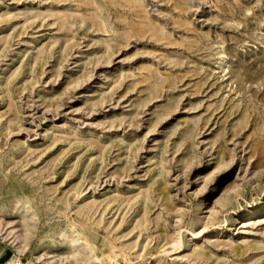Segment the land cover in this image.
Returning <instances> with one entry per match:
<instances>
[{
    "label": "rangeland",
    "instance_id": "obj_1",
    "mask_svg": "<svg viewBox=\"0 0 264 264\" xmlns=\"http://www.w3.org/2000/svg\"><path fill=\"white\" fill-rule=\"evenodd\" d=\"M119 251L264 264V0H0V262Z\"/></svg>",
    "mask_w": 264,
    "mask_h": 264
},
{
    "label": "bare ground",
    "instance_id": "obj_2",
    "mask_svg": "<svg viewBox=\"0 0 264 264\" xmlns=\"http://www.w3.org/2000/svg\"><path fill=\"white\" fill-rule=\"evenodd\" d=\"M120 252V251H119ZM118 253V252H117ZM115 256V255H114ZM119 257V259H117ZM116 258V257H114ZM117 258L115 259L114 263L112 264H132L130 262H128V258L126 257V255H124L123 253L120 252L119 255H117ZM122 263H121V262ZM97 262L98 264H104L101 259L97 258ZM120 262V263H119ZM9 264H20L18 260L14 261V262H11Z\"/></svg>",
    "mask_w": 264,
    "mask_h": 264
},
{
    "label": "crops",
    "instance_id": "obj_3",
    "mask_svg": "<svg viewBox=\"0 0 264 264\" xmlns=\"http://www.w3.org/2000/svg\"><path fill=\"white\" fill-rule=\"evenodd\" d=\"M3 258V256H0V260ZM0 264H8V261H5L3 263L0 262Z\"/></svg>",
    "mask_w": 264,
    "mask_h": 264
}]
</instances>
